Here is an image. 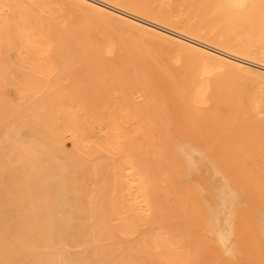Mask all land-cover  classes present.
Wrapping results in <instances>:
<instances>
[{
	"label": "bare ground",
	"instance_id": "1",
	"mask_svg": "<svg viewBox=\"0 0 264 264\" xmlns=\"http://www.w3.org/2000/svg\"><path fill=\"white\" fill-rule=\"evenodd\" d=\"M59 1L86 27L8 23L0 0L17 51L0 56L16 85L0 88V264H264V98L247 100L264 92V0Z\"/></svg>",
	"mask_w": 264,
	"mask_h": 264
},
{
	"label": "rangeland",
	"instance_id": "2",
	"mask_svg": "<svg viewBox=\"0 0 264 264\" xmlns=\"http://www.w3.org/2000/svg\"><path fill=\"white\" fill-rule=\"evenodd\" d=\"M1 1H3L6 4L9 5L7 7V9L4 10V12H3L4 14H2L4 19L8 23L16 22L17 18L20 16V18H22L26 23L30 24L31 26H33L35 28H38L40 31H43V32H47V31H49L51 29H57L59 27H64V26H72L73 28H79V27L85 28L86 27L85 22H86L87 17L85 16L83 18V20H76V18L74 16V13H73V10L71 9V7L69 5L67 6L66 3H63L62 1H59V0H47V1L46 0L45 1L44 0H39V3L37 2V4H30L26 0H1ZM50 1L52 3H49ZM103 1L107 2L106 0H103ZM116 7L121 9L120 6H116ZM78 10H79V12H81L83 14H86V11H84L83 9H79L78 8ZM125 11L130 12L129 10H125ZM107 28L108 29H104V30H101V31L100 30H95V29L94 30L93 29L92 30H88V32H87L88 34L87 35H88V37L90 39H92L94 41H96V39H98V41H100V39L101 40L102 39L106 40V38H104V36L105 37H109L110 34H113L111 32H116V31H111L110 34H109V31L110 30H115V29H117V27H114L113 25H110ZM110 28H112V29H110ZM156 54H158V56ZM156 54H155V56H153L154 54H151V53L148 54V55L151 56L150 60L152 61V65H151V62L148 60L149 57H147V59H146V56L144 55L145 56L144 60L145 59L147 60V61L145 60L146 63L147 64L150 63V66L158 65V69H160V67H165L166 69H174L172 67L171 63L166 62V60H164L165 62H163V59H162L164 57L163 54L162 55H161V53H156ZM22 55H23V59H21L19 61V65L22 67V69H26V68H28L31 65V63L35 59L36 55H35L33 50L23 51ZM0 56H2L7 61H11L12 59H17V51H16L14 45L11 42H9V43H6L3 46H1V48H0ZM161 63H163V65ZM197 71H198V69H196V70L194 69V70L191 71V73H195ZM236 76H237L236 74H232L231 75V77H236ZM9 78H10L9 75L0 76V88L5 91V93H6L5 95L6 96H9V94H11L13 92L14 88L16 87L15 84L11 83ZM23 79L25 80V78H23ZM238 79H240V78H238ZM227 85L228 84H223V86H225V87ZM233 86L234 87L237 86V91L238 92H241V91L243 92V90H245L244 87H243L244 85H242L241 81H239V80H238V82L236 84H235V81H234ZM259 92L260 93H253L252 96H249L247 98L248 102L252 106L256 105V101L259 100V97L264 98V92L263 93L261 91H259ZM228 138H230V137H228ZM192 150L195 152V153L193 152L194 153L193 157L195 156V158H196V159L194 158V160L195 161L198 160L196 163H198V166L200 168L202 167L200 173L201 174L202 173L205 174V177L209 178V180L211 181V184H212L211 186H214L213 190L218 194V196L226 198L227 201H229V204L227 203L228 206L226 205L227 208L225 209V211L226 210H228V211L225 212V215L226 216H230L231 214L235 213L236 209H237V202H238L237 201L238 199H236L237 196L235 195L234 192H233V194L230 191H229V193H226L227 192V188L225 187L224 178L217 171V168H216L217 164L211 162L208 165V163L205 164V161H203L205 159V155H206L205 154L206 153V149H205V146L203 145V142L197 141L196 143H193ZM230 150L231 151H235L234 147H230ZM198 151H199V153H198ZM200 156H201V158L203 160L200 158ZM211 164H212V167L209 168V166H211ZM196 166H197V164H196ZM199 167H198V169H200ZM207 168H209L210 170L213 169V172L211 170V172L209 173L210 174L209 176L207 175L208 173L207 174L204 173L205 171H207L206 170ZM220 175H221V177H220ZM200 176L201 175H199V177ZM219 177H220V179H219ZM200 179H201L200 181L204 180L205 179L204 175L201 176ZM171 190L172 189H169V193L170 194L172 192ZM181 191H183L182 192L183 197H186L187 196V191H188L187 187L183 186L181 188ZM228 207H230V208H228ZM57 213H58V217H61V215H62L61 211L58 210ZM213 225L215 227L216 223H213Z\"/></svg>",
	"mask_w": 264,
	"mask_h": 264
}]
</instances>
